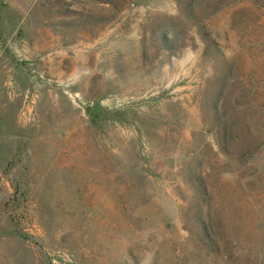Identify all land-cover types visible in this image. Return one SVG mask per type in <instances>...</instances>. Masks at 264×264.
I'll return each instance as SVG.
<instances>
[{
	"label": "rangeland",
	"instance_id": "obj_1",
	"mask_svg": "<svg viewBox=\"0 0 264 264\" xmlns=\"http://www.w3.org/2000/svg\"><path fill=\"white\" fill-rule=\"evenodd\" d=\"M0 264H264V0H0Z\"/></svg>",
	"mask_w": 264,
	"mask_h": 264
}]
</instances>
